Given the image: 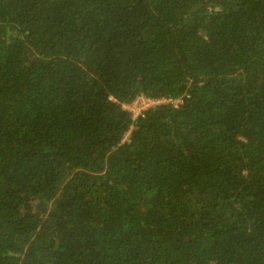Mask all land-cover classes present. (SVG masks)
<instances>
[{
	"label": "trees",
	"instance_id": "1",
	"mask_svg": "<svg viewBox=\"0 0 264 264\" xmlns=\"http://www.w3.org/2000/svg\"><path fill=\"white\" fill-rule=\"evenodd\" d=\"M0 264H264V0H0Z\"/></svg>",
	"mask_w": 264,
	"mask_h": 264
},
{
	"label": "built area",
	"instance_id": "2",
	"mask_svg": "<svg viewBox=\"0 0 264 264\" xmlns=\"http://www.w3.org/2000/svg\"><path fill=\"white\" fill-rule=\"evenodd\" d=\"M180 101H175L171 99H150L145 96H140L136 99L134 103H132L129 106H125L124 109L129 111L132 114V118L135 120L139 116L143 115L146 111L153 109L160 105H167L171 104L174 107H177L179 105ZM133 127L130 128V130L126 133V135L123 138V143L128 142L130 140L131 133L133 131Z\"/></svg>",
	"mask_w": 264,
	"mask_h": 264
}]
</instances>
